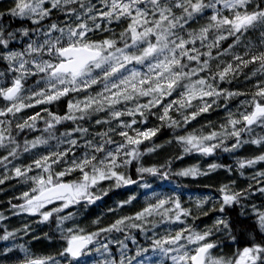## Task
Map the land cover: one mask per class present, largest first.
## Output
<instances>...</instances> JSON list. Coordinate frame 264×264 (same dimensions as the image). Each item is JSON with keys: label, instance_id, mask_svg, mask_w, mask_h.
<instances>
[{"label": "snow or ice", "instance_id": "snow-or-ice-1", "mask_svg": "<svg viewBox=\"0 0 264 264\" xmlns=\"http://www.w3.org/2000/svg\"><path fill=\"white\" fill-rule=\"evenodd\" d=\"M12 181L0 264H264V0H0Z\"/></svg>", "mask_w": 264, "mask_h": 264}, {"label": "rangeland", "instance_id": "rangeland-1", "mask_svg": "<svg viewBox=\"0 0 264 264\" xmlns=\"http://www.w3.org/2000/svg\"><path fill=\"white\" fill-rule=\"evenodd\" d=\"M169 138V134L167 132H165V134L163 136H161L158 140H157V143H163L164 140L168 139ZM175 149H167V151H174ZM198 162L196 159L192 158V157H186L185 158V161H184V166H187L188 164H191V163H196ZM201 163H203V161H200ZM208 162H212L211 159H209ZM206 166V165H205ZM15 181H12V182H6L5 185H0V188H3L5 189V191L8 193L7 195L4 193V192H0V202H2V206L0 204V211L3 212L5 215L9 216L10 218H12L13 220V225L15 227H21L23 222L25 220H35L36 218H29L27 215H21L20 217H12V214H11V211H10V206L7 205V201L10 200L12 198V194L15 193L16 195H19V192L16 191V188L19 187V185H15ZM195 185H193L194 187ZM199 189H194V193H199V192H207L208 190L207 189H204L203 187H199ZM259 200V199H257ZM257 204L260 203V200L257 202L255 201ZM16 219L19 221L17 222ZM45 228L44 226H40V228H37L41 231V229ZM27 237H24L20 242L23 243L25 242V239Z\"/></svg>", "mask_w": 264, "mask_h": 264}, {"label": "trees", "instance_id": "trees-1", "mask_svg": "<svg viewBox=\"0 0 264 264\" xmlns=\"http://www.w3.org/2000/svg\"><path fill=\"white\" fill-rule=\"evenodd\" d=\"M213 119H216V116L215 115H213ZM157 142V141H156ZM194 188V187H193ZM196 188H199V187H196ZM257 202L259 201V200H256ZM15 202V201H14ZM0 204H1V206H2V202H0ZM3 207V206H2ZM43 234H41V236H42Z\"/></svg>", "mask_w": 264, "mask_h": 264}]
</instances>
